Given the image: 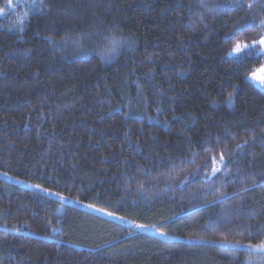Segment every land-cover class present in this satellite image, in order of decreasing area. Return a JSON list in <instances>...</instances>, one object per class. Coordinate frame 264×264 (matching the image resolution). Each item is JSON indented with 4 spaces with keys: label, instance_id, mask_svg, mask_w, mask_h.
Here are the masks:
<instances>
[{
    "label": "trees",
    "instance_id": "obj_1",
    "mask_svg": "<svg viewBox=\"0 0 264 264\" xmlns=\"http://www.w3.org/2000/svg\"><path fill=\"white\" fill-rule=\"evenodd\" d=\"M240 2L0 0V171L115 217L0 178V264H264V53H232L264 0Z\"/></svg>",
    "mask_w": 264,
    "mask_h": 264
},
{
    "label": "snow or ice",
    "instance_id": "obj_2",
    "mask_svg": "<svg viewBox=\"0 0 264 264\" xmlns=\"http://www.w3.org/2000/svg\"><path fill=\"white\" fill-rule=\"evenodd\" d=\"M31 2L33 4H35L36 0H31ZM257 2H258V0H253V3L248 4L247 7L249 9H251L254 6V4ZM235 3L237 4V6L243 7V4L240 2V0H235ZM43 7H45V5L43 4V0H40V7L37 8L36 11L42 10ZM259 27L264 28V19H262L260 21ZM21 31H23V29H21ZM62 39L66 40V39H68V37L67 36L62 37ZM76 43L79 44V41H77ZM120 46H121V40L119 38L112 39L110 46H106V48L104 50H102L104 56L105 57H111L120 48ZM252 52H256L257 54L264 53V36H261L259 40H253L251 42V44L237 42L235 44L234 48L232 49V53H234L237 57H245V56L250 55ZM239 62L242 63L243 60H240ZM260 71H261V73H264V69H261ZM252 79L257 80V81L261 82L262 85H264V74L258 75L257 73H252ZM223 163H224V159H223V155L221 154V159L219 161V164L222 165ZM219 171H220L219 166L214 167L212 170V175H215ZM255 186H256L255 184L252 185V187H255ZM32 187L41 188V190L48 195L61 196L60 193H58V192L52 193V192H50L49 189L42 188V186L39 184L32 185ZM243 191L247 192L248 189L245 188V189H243ZM224 195H226V194L221 195V199H223ZM232 195H235V193H233ZM61 198L64 199V197H62V196H61ZM89 207H94V206L89 205ZM98 210L101 212L105 211L104 209H98ZM108 215H114V214L108 213ZM136 226L138 228L146 227L145 225H136ZM218 243L230 244L233 247H244L238 241L233 243L231 241L224 240V241H219ZM247 248L251 249V250H256V251L260 252L262 255H264V242H261L259 244H249V245H247Z\"/></svg>",
    "mask_w": 264,
    "mask_h": 264
},
{
    "label": "rangeland",
    "instance_id": "obj_3",
    "mask_svg": "<svg viewBox=\"0 0 264 264\" xmlns=\"http://www.w3.org/2000/svg\"><path fill=\"white\" fill-rule=\"evenodd\" d=\"M261 69H264V65L261 66L260 68L256 69L253 73H257L258 75L264 74V73H261V71H260ZM249 80L254 85H256L257 87L264 88V85H262L261 82L252 79V73L249 75ZM0 178L6 179L7 181L13 182V183L18 184V185L23 186V187L36 190V191H38V192H40V193H42V194H44L46 196H49L51 198L56 199L57 201H59L62 204H71V205L77 206L79 208H83V209H86V210H90L92 212H95L97 214H100V215H103V216H106V217H109V218H115V217H113L111 215H108V213L105 212V211H103V212L99 211L98 209H101V208H99V207H97V206H95L93 204L84 203V202H81V201H79L77 199H73V198L67 197V196L62 195V194H61V196L64 197V199H62L61 196L48 195L45 192H43L41 190V188L32 187V185H37V184L32 183V182H29V181L22 180V179H19V178H16V177L10 175L9 173L0 171ZM42 188H44V187H42ZM45 189H48V188H45ZM49 190L52 193H56V191H54V190H51V189H49ZM89 205H93L94 207H89ZM136 225H140V224H135L134 225V227L137 230L146 231V232L155 234V235L160 236V237H165L164 233L161 232V231H158V230H155V229H152V228H149V227L138 228Z\"/></svg>",
    "mask_w": 264,
    "mask_h": 264
},
{
    "label": "clouds",
    "instance_id": "obj_4",
    "mask_svg": "<svg viewBox=\"0 0 264 264\" xmlns=\"http://www.w3.org/2000/svg\"><path fill=\"white\" fill-rule=\"evenodd\" d=\"M118 51H119V49L114 53V54H117L118 53Z\"/></svg>",
    "mask_w": 264,
    "mask_h": 264
}]
</instances>
